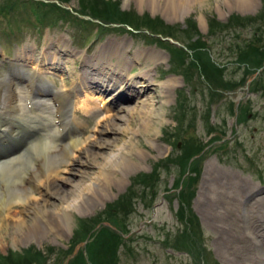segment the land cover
<instances>
[{"label":"rangeland","instance_id":"1","mask_svg":"<svg viewBox=\"0 0 264 264\" xmlns=\"http://www.w3.org/2000/svg\"><path fill=\"white\" fill-rule=\"evenodd\" d=\"M194 1L173 13L162 9L163 4L152 6L150 0H0V56H15L17 47L54 52L64 43L78 54L65 69L77 67L80 73L87 66L84 57L94 61L98 52L105 54L102 49L115 54L118 42L125 40L130 54L124 60L132 74L143 70L133 62L137 54L131 51H163L164 57L148 67L152 87L147 95L153 113L149 128L135 119L126 132L100 136L115 141L114 151L128 152L130 166L116 170L121 183L113 182L106 195L98 192L82 211L71 210L74 221L61 220L58 232L44 222L16 245L5 232L8 245L0 243V264H229L216 252L221 235L203 222L196 200L207 169L214 166L256 187L240 204V225L247 205L264 197V68L246 76L245 66L234 63L239 49L248 51L250 44L264 53V0L244 5L238 4L241 0ZM200 56V63H216L223 69L220 78L198 69L195 58ZM6 71L0 57V81ZM255 75L258 85L248 87V79ZM64 77L72 85L66 71ZM170 79L178 83L168 89L165 99L161 83ZM52 80L61 85L58 77ZM126 100L117 99L116 104L132 106ZM117 106L106 112L108 116L118 111ZM243 106L245 118L242 112L238 115ZM81 112L86 130L77 118L86 139L93 135L98 117ZM83 169L88 177L80 191L102 176L97 166ZM79 170L73 167L69 176L75 183ZM184 187L188 205L180 194ZM219 202L226 214L225 204ZM180 213L185 219L180 220ZM259 250L252 252L263 254Z\"/></svg>","mask_w":264,"mask_h":264},{"label":"bare ground","instance_id":"2","mask_svg":"<svg viewBox=\"0 0 264 264\" xmlns=\"http://www.w3.org/2000/svg\"><path fill=\"white\" fill-rule=\"evenodd\" d=\"M254 1L241 0L237 3L253 4ZM189 3L190 0H150L152 6L161 8L163 4L162 9L173 13L185 10ZM118 43L120 44L117 45L115 54L106 53L102 49L105 54L98 52V58L94 61L93 57H84L82 63L87 66L84 70L79 69L82 71L80 73L77 67L72 71L65 69L66 65L74 62L73 57H78V54L70 51L69 46L64 43L59 44V49L54 52L46 47L41 52L36 47L28 51L24 48L19 50L10 76L7 75L0 82L2 245H8L5 232L12 244L16 245L18 240L30 237L32 231L44 222L49 230L58 232L61 220L74 221L71 210L82 211L85 205L96 200L94 198H97L98 192L106 195L107 188L113 182L121 183L116 170L124 164L125 167L130 166V158L125 154L128 152L121 148L114 151L115 141L100 136L108 132H126L135 119L149 128V122H153V113L152 102L147 95L152 87L148 79V67L152 63L162 62L164 57L163 51L148 50L141 52L142 54L131 51L137 54L133 56V62H139L143 70L139 74H132L131 67L124 60L125 55L130 54L127 43L125 40ZM116 57L119 59L114 61L113 58ZM65 71L72 78L70 87L66 84ZM56 77L63 82L61 87H57L51 80ZM140 80L143 81L139 82ZM173 80L161 83V94L165 99L168 97V89L178 83ZM116 98L118 101L120 98L134 99V103L132 106H121L120 103L118 111L108 116V113L114 111ZM100 99L101 103L98 101ZM76 101L79 102V110L98 117L93 135L86 139L80 133L82 123L74 110ZM93 165L99 167L102 176L93 185L80 191L88 177L83 168ZM75 166L80 168L75 174L79 181L76 183L69 178ZM121 172L123 174L125 171ZM61 184L68 187L63 188ZM255 189L250 182L242 181L215 166L207 169L196 202L198 201L203 222L221 235L216 240L215 247L225 263L264 264V197L256 198L247 205V214L240 217L243 225L239 224L237 215L241 202ZM78 191L81 193L80 197L73 200ZM219 201L225 204L226 214L221 212ZM51 216L53 217L50 218ZM243 227L247 232H243ZM256 247L262 249L263 254L254 255L252 251Z\"/></svg>","mask_w":264,"mask_h":264},{"label":"trees","instance_id":"3","mask_svg":"<svg viewBox=\"0 0 264 264\" xmlns=\"http://www.w3.org/2000/svg\"><path fill=\"white\" fill-rule=\"evenodd\" d=\"M98 19V18H97ZM104 22V21H102ZM105 23V22H104ZM249 44H247L246 46H244L245 48L248 46ZM255 48L252 47V45L250 44L247 48L248 51H246L245 49H243L241 51V49H239V51L241 52L239 54V58L237 57V59H235L234 63H238L239 65H244L245 66V74L246 76H250L252 73H255V71L261 69L264 66V53L261 51V48H258L257 46L253 45ZM257 48V49H256ZM192 50L195 48H191ZM204 48H200V52L203 51ZM201 54V53H200ZM210 58V57H209ZM208 58V59H209ZM211 59V58H210ZM203 60V58L200 57H196L195 58V62L198 63V69L203 71V73L206 75V70L208 72V74L210 76H212L213 79H217L220 78V71H223V69L219 68L217 69V64L216 63H211L207 60V62H209L210 64L206 66L205 62L202 64L200 63V61ZM212 61V60H211ZM194 66V65H193ZM208 77V75H207ZM208 81L210 82V84H212L214 81L212 79H208ZM255 86L258 85V80L256 82H254ZM261 89L264 90V87H262ZM256 91H259L258 89ZM234 112V111H233ZM240 112H242L241 118H245V116H247L246 114V109L244 108V106L240 109ZM244 120V119H242ZM202 152V149L200 151H198L196 153V155H199ZM138 179H143V177H139ZM136 179V181L138 180ZM181 196L184 198V203L186 205H188V200H187V195L185 194V187L182 188L181 192H180ZM190 195V194H189ZM190 198V196H189ZM188 198V199H189ZM185 219V216L183 217V215L180 213V220ZM192 219V216L191 218ZM190 221V220H189ZM170 238H167V240ZM191 244H193V240H191ZM15 259V260H14ZM10 260H14V263L18 262V260H16L15 257H12V259Z\"/></svg>","mask_w":264,"mask_h":264},{"label":"water","instance_id":"4","mask_svg":"<svg viewBox=\"0 0 264 264\" xmlns=\"http://www.w3.org/2000/svg\"><path fill=\"white\" fill-rule=\"evenodd\" d=\"M252 81V80H251ZM251 81L249 82V83H251ZM249 83L247 84L248 86H249ZM2 120H3V118H2ZM0 121H1V119H0Z\"/></svg>","mask_w":264,"mask_h":264}]
</instances>
